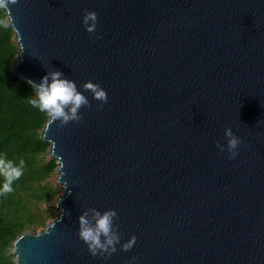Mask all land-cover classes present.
Instances as JSON below:
<instances>
[{
	"label": "water",
	"instance_id": "water-1",
	"mask_svg": "<svg viewBox=\"0 0 264 264\" xmlns=\"http://www.w3.org/2000/svg\"><path fill=\"white\" fill-rule=\"evenodd\" d=\"M9 7L12 73L38 83L59 70L90 101L81 121L49 117L40 131L57 164L59 213L15 237V263L264 264V0ZM85 9L98 16L94 33ZM87 80L107 92L103 107ZM225 128L241 140L233 159ZM92 208L118 214L111 255L93 256L78 236Z\"/></svg>",
	"mask_w": 264,
	"mask_h": 264
},
{
	"label": "trees",
	"instance_id": "trees-1",
	"mask_svg": "<svg viewBox=\"0 0 264 264\" xmlns=\"http://www.w3.org/2000/svg\"><path fill=\"white\" fill-rule=\"evenodd\" d=\"M0 17H6L5 10H0ZM17 53L12 28L0 27V158L25 161L13 191L0 195V264H16L10 253L13 240L45 226L48 215L39 205L54 200L61 191L48 180L57 164L46 157L49 143L40 137L49 116L30 104L35 97L32 87L12 73ZM3 181L0 176V185Z\"/></svg>",
	"mask_w": 264,
	"mask_h": 264
},
{
	"label": "clouds",
	"instance_id": "clouds-1",
	"mask_svg": "<svg viewBox=\"0 0 264 264\" xmlns=\"http://www.w3.org/2000/svg\"><path fill=\"white\" fill-rule=\"evenodd\" d=\"M16 3L18 0H0V10H5L8 13L6 17H0V27L7 28L12 23L9 5ZM82 23L87 32L94 33L98 23L96 12L85 9ZM27 83L35 93V97L29 100L30 104L49 116L50 123L59 121V125L63 126L69 122H79L82 119L80 109L86 106L90 107L89 99L78 90L76 83L66 78L59 70L48 71L38 83L32 80H27ZM81 87L85 91L91 92L93 99L101 102L98 107H103V104L107 102V92L98 83L87 80ZM224 135L227 138L228 158L233 159L237 155L236 150L241 140L232 132L231 128H225ZM216 146L221 152L225 150V146L219 141L216 142ZM24 167L23 158L18 163L0 158V176L4 178L0 185V195L13 191L12 184L23 175ZM91 212L94 223L88 219V210L80 214L78 236L88 246V250L93 256L111 255L117 250L116 244L120 243V235L114 226V218H117L118 214L115 209L111 208L106 209L103 213L92 208ZM135 242L136 236L132 235L125 243L121 244V249L130 250Z\"/></svg>",
	"mask_w": 264,
	"mask_h": 264
},
{
	"label": "rangeland",
	"instance_id": "rangeland-1",
	"mask_svg": "<svg viewBox=\"0 0 264 264\" xmlns=\"http://www.w3.org/2000/svg\"><path fill=\"white\" fill-rule=\"evenodd\" d=\"M47 158L49 157V154L46 155ZM56 177L57 174L55 172V170L52 172V174L49 176L48 180L53 184V186L58 187L61 189L60 185L56 182ZM62 193V189L60 191V193L58 195H56L55 199L52 201H47V202H42L40 203L39 207L40 209L45 210L46 214L48 215V218L46 220V223L53 220L54 218H56V216L59 213V209L56 208L55 206V200L57 199V197ZM33 207V206H32ZM34 208V207H33ZM42 226L37 227V229L35 230H39L41 229Z\"/></svg>",
	"mask_w": 264,
	"mask_h": 264
}]
</instances>
